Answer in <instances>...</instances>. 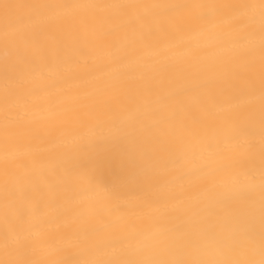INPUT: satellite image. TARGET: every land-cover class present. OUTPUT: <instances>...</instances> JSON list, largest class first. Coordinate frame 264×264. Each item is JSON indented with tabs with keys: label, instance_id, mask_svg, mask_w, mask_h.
<instances>
[{
	"label": "bare ground",
	"instance_id": "bare-ground-1",
	"mask_svg": "<svg viewBox=\"0 0 264 264\" xmlns=\"http://www.w3.org/2000/svg\"><path fill=\"white\" fill-rule=\"evenodd\" d=\"M0 264H264V0H0Z\"/></svg>",
	"mask_w": 264,
	"mask_h": 264
}]
</instances>
